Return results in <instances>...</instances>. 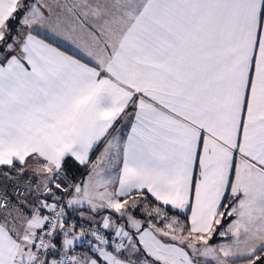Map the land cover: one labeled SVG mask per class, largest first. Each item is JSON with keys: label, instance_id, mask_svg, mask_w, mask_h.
I'll return each mask as SVG.
<instances>
[{"label": "snow or ice", "instance_id": "6c2138e0", "mask_svg": "<svg viewBox=\"0 0 264 264\" xmlns=\"http://www.w3.org/2000/svg\"><path fill=\"white\" fill-rule=\"evenodd\" d=\"M0 264H264V0H0Z\"/></svg>", "mask_w": 264, "mask_h": 264}, {"label": "rangeland", "instance_id": "374dc122", "mask_svg": "<svg viewBox=\"0 0 264 264\" xmlns=\"http://www.w3.org/2000/svg\"><path fill=\"white\" fill-rule=\"evenodd\" d=\"M77 171L79 173L78 176L76 177L77 179H81V178L86 177V175H87V170L86 169H77ZM82 249H85V248H81L78 251H86L87 250V249H85V250H82Z\"/></svg>", "mask_w": 264, "mask_h": 264}, {"label": "trees", "instance_id": "16d2710c", "mask_svg": "<svg viewBox=\"0 0 264 264\" xmlns=\"http://www.w3.org/2000/svg\"><path fill=\"white\" fill-rule=\"evenodd\" d=\"M78 174H79V173H78V171L76 170V172H75L76 177L78 176ZM217 242H219V241H217V240H215V239L213 240V243H217Z\"/></svg>", "mask_w": 264, "mask_h": 264}, {"label": "crops", "instance_id": "0c3cea01", "mask_svg": "<svg viewBox=\"0 0 264 264\" xmlns=\"http://www.w3.org/2000/svg\"><path fill=\"white\" fill-rule=\"evenodd\" d=\"M80 249H81V248H80ZM80 249L78 248L77 251L80 250ZM82 250H85V249H82Z\"/></svg>", "mask_w": 264, "mask_h": 264}, {"label": "built area", "instance_id": "2783aa9c", "mask_svg": "<svg viewBox=\"0 0 264 264\" xmlns=\"http://www.w3.org/2000/svg\"><path fill=\"white\" fill-rule=\"evenodd\" d=\"M86 249V248H85Z\"/></svg>", "mask_w": 264, "mask_h": 264}]
</instances>
